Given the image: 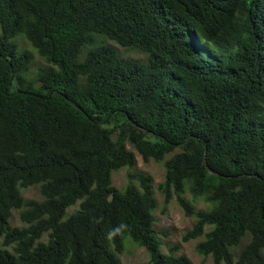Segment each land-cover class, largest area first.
Listing matches in <instances>:
<instances>
[{
    "label": "trees",
    "instance_id": "16d2710c",
    "mask_svg": "<svg viewBox=\"0 0 264 264\" xmlns=\"http://www.w3.org/2000/svg\"><path fill=\"white\" fill-rule=\"evenodd\" d=\"M0 25V264H122L127 237L150 264H193L155 228L151 176L113 186L136 165L128 143L145 163L172 155L157 189L197 216L183 243L264 264V0H0ZM18 35L48 64L32 79Z\"/></svg>",
    "mask_w": 264,
    "mask_h": 264
},
{
    "label": "rangeland",
    "instance_id": "374dc122",
    "mask_svg": "<svg viewBox=\"0 0 264 264\" xmlns=\"http://www.w3.org/2000/svg\"><path fill=\"white\" fill-rule=\"evenodd\" d=\"M1 33V25H0ZM18 44L20 52H29L33 55V62L29 68V71L26 73V76L30 79L34 78L39 70L47 66L48 64L42 58L38 50L27 40L24 35H18L13 40ZM113 47H115L122 58L133 59L139 62H144L147 59V55L141 50H129L122 48L115 44L114 42H109ZM17 86L14 85L12 90L15 91ZM118 136L117 131L113 134V139L116 140ZM128 150L135 153L136 156V165L134 168L124 167L119 169L112 174L113 186L119 190H124L128 185L131 184L130 174L134 172H143L152 177L154 181L155 196L158 200L159 206L155 212L157 217V222L155 228L158 231L166 230L170 233L168 237H164L162 240L167 245H174L177 243L182 244V250L180 254L187 255L193 262V264H212V259H204L202 256L197 254L195 248L196 244L203 241L205 236H202L196 240H192L187 243H183L182 238L185 232L192 228L194 223L197 220V216H186L184 210L180 207L177 199L175 198L169 205L164 203L163 195L158 191L157 187L160 183L164 181L165 178V162L171 158L172 155H167L162 162L150 161L145 163L142 157L135 151L133 146L129 143L127 144ZM133 182V181H132ZM136 184V183H135ZM22 195L26 200H37L42 201V196L40 193L39 186H33L29 189L22 190ZM185 197L194 205L196 210H211V205L207 204L204 201V198H194L188 191ZM79 204V203H78ZM78 210V207H70L64 217V220L70 217L74 212ZM20 211H13L10 224L13 227H23L24 224L20 220ZM213 226H208L206 231H210ZM48 235L43 237L45 241ZM1 246V241H0ZM125 251L123 254L119 255L122 264H150L149 256L146 254L144 248L138 247L130 237L125 238L124 240ZM162 253H167V246L161 248Z\"/></svg>",
    "mask_w": 264,
    "mask_h": 264
}]
</instances>
